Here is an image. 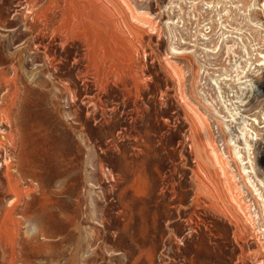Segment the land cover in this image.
Segmentation results:
<instances>
[{"label":"rangeland","instance_id":"rangeland-1","mask_svg":"<svg viewBox=\"0 0 264 264\" xmlns=\"http://www.w3.org/2000/svg\"><path fill=\"white\" fill-rule=\"evenodd\" d=\"M25 2L0 0V264L263 262L264 0H131L103 70L31 46Z\"/></svg>","mask_w":264,"mask_h":264},{"label":"bare ground","instance_id":"bare-ground-1","mask_svg":"<svg viewBox=\"0 0 264 264\" xmlns=\"http://www.w3.org/2000/svg\"><path fill=\"white\" fill-rule=\"evenodd\" d=\"M23 4H26L25 7L16 9L15 14L22 18L25 26L32 34L31 46L36 44L35 40L38 37L40 38V36L42 38L43 36H50L51 41L57 42L58 40V43L62 47H65L69 42H77L78 46L85 47V55L90 58V64L96 67V70L97 68L101 70L105 69L106 65L116 56V48L113 45L116 39L122 38L127 31L137 36L141 33L140 26L133 21L140 25L148 22L146 15L131 0H26L25 3H21L20 5ZM11 19H2L0 17V26L6 31H13L15 28L11 27ZM47 56L49 58L48 63L53 64L56 57L50 54ZM81 59L79 60L82 61ZM54 66L57 65L54 63ZM6 82L10 83L12 79H6ZM205 131V135H207L208 130ZM212 152V158L221 163V168L228 174L229 170L225 166L221 153L215 147ZM219 173L207 171V177L213 184L211 190L216 191L218 194L216 197L224 199L227 195L223 189L222 178L219 177ZM201 181L207 184L205 180L201 179ZM212 193L215 195L214 192ZM237 222H240V220ZM9 249L10 257L6 264H14L19 257V247L16 239L11 241ZM22 262L23 264H31L29 255L23 253ZM262 263L264 264V261H261L259 264Z\"/></svg>","mask_w":264,"mask_h":264}]
</instances>
